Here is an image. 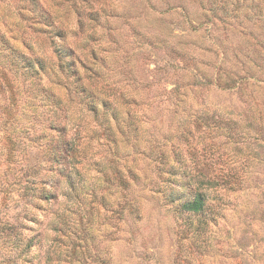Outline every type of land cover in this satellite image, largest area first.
Segmentation results:
<instances>
[{
  "label": "rangeland",
  "instance_id": "rangeland-1",
  "mask_svg": "<svg viewBox=\"0 0 264 264\" xmlns=\"http://www.w3.org/2000/svg\"><path fill=\"white\" fill-rule=\"evenodd\" d=\"M0 32L44 62L42 84L82 118L71 132L100 129L76 189L27 222L26 264H264V0H0ZM190 145L239 181L209 190L205 217L178 207ZM24 164L0 163V182Z\"/></svg>",
  "mask_w": 264,
  "mask_h": 264
},
{
  "label": "trees",
  "instance_id": "trees-1",
  "mask_svg": "<svg viewBox=\"0 0 264 264\" xmlns=\"http://www.w3.org/2000/svg\"><path fill=\"white\" fill-rule=\"evenodd\" d=\"M56 51L60 59L66 56L65 52ZM62 66H58L59 73L66 71ZM45 69L40 58L15 48L0 32V163L16 164L21 155L25 156V164L15 180L0 182L6 203V220L0 221V264L28 263L27 256L35 240L25 234L27 222L38 220L37 209L45 203L52 205L60 195L69 196L77 187V175L83 176L86 164L94 163L90 161L94 156L90 152V140L99 137L100 129L94 127L92 136L86 127H78L75 132H71L73 128L68 129L72 119L81 121L82 118L63 109L65 103L61 97L50 93L42 84L41 73H45ZM20 75L23 78H18ZM76 82L81 84L80 80ZM77 90L82 102H87L86 116H100L95 96L83 84L77 86ZM189 151L194 170L188 165L180 168L179 180H183L189 195L178 207L205 217L213 210L207 198L209 190L228 184L233 188L239 181L225 166H217L211 160V148L199 150L190 145ZM165 157L161 158L160 175L172 183L179 167L169 164ZM214 171L216 173H212ZM166 198L176 203L173 194ZM55 218L56 229L70 221L67 211L57 213Z\"/></svg>",
  "mask_w": 264,
  "mask_h": 264
}]
</instances>
